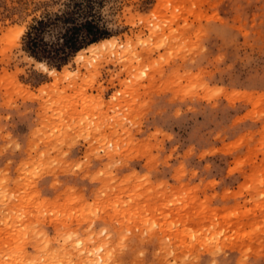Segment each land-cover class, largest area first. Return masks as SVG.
Instances as JSON below:
<instances>
[{
	"label": "rangeland",
	"instance_id": "rangeland-1",
	"mask_svg": "<svg viewBox=\"0 0 264 264\" xmlns=\"http://www.w3.org/2000/svg\"><path fill=\"white\" fill-rule=\"evenodd\" d=\"M0 264H264V0H0Z\"/></svg>",
	"mask_w": 264,
	"mask_h": 264
},
{
	"label": "trees",
	"instance_id": "trees-1",
	"mask_svg": "<svg viewBox=\"0 0 264 264\" xmlns=\"http://www.w3.org/2000/svg\"><path fill=\"white\" fill-rule=\"evenodd\" d=\"M80 9V4H75ZM76 11L67 10L38 19L26 34L27 50L39 60L51 58L59 65L66 63L70 55L81 49L85 43L98 41L107 33L93 20L78 18ZM54 40L47 39L46 34L53 28L60 27ZM63 28V29H62Z\"/></svg>",
	"mask_w": 264,
	"mask_h": 264
},
{
	"label": "bare ground",
	"instance_id": "bare-ground-1",
	"mask_svg": "<svg viewBox=\"0 0 264 264\" xmlns=\"http://www.w3.org/2000/svg\"><path fill=\"white\" fill-rule=\"evenodd\" d=\"M111 40H108V39H106V40H103L102 42H94V43H91L89 46H88V48L87 49H89V51L90 50H94V49H97V48H103V46L106 44V42H110ZM86 50V49H85ZM83 52V51H82ZM79 53H81V51L79 52ZM84 56V55H83ZM85 57V56H84ZM44 64V63H43ZM45 66V65H44ZM47 67V66H46Z\"/></svg>",
	"mask_w": 264,
	"mask_h": 264
},
{
	"label": "crops",
	"instance_id": "crops-1",
	"mask_svg": "<svg viewBox=\"0 0 264 264\" xmlns=\"http://www.w3.org/2000/svg\"><path fill=\"white\" fill-rule=\"evenodd\" d=\"M46 192L49 193V194H51V195H53L52 190H47Z\"/></svg>",
	"mask_w": 264,
	"mask_h": 264
}]
</instances>
